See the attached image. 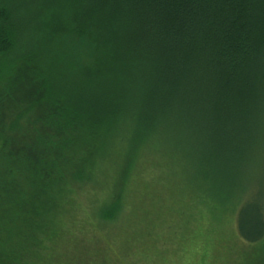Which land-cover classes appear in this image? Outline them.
<instances>
[{
    "label": "trees",
    "instance_id": "obj_1",
    "mask_svg": "<svg viewBox=\"0 0 264 264\" xmlns=\"http://www.w3.org/2000/svg\"><path fill=\"white\" fill-rule=\"evenodd\" d=\"M145 157L264 246V0H0V264H55L101 176L117 222Z\"/></svg>",
    "mask_w": 264,
    "mask_h": 264
},
{
    "label": "rangeland",
    "instance_id": "obj_2",
    "mask_svg": "<svg viewBox=\"0 0 264 264\" xmlns=\"http://www.w3.org/2000/svg\"><path fill=\"white\" fill-rule=\"evenodd\" d=\"M151 161L145 157L137 166L142 178L134 174L136 180L123 184L131 187L125 193L128 208L115 223L98 226L92 215L117 180L101 176L77 190L64 219L70 234L53 253L55 264H102L106 255L107 264H250L264 256L263 245L256 249L240 239L234 214L217 221L207 213L198 216L190 161H166L165 169Z\"/></svg>",
    "mask_w": 264,
    "mask_h": 264
}]
</instances>
